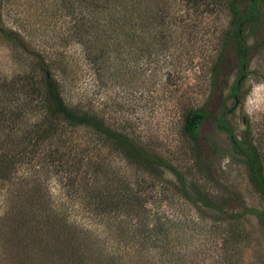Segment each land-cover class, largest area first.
I'll list each match as a JSON object with an SVG mask.
<instances>
[{"label": "trees", "instance_id": "1", "mask_svg": "<svg viewBox=\"0 0 264 264\" xmlns=\"http://www.w3.org/2000/svg\"><path fill=\"white\" fill-rule=\"evenodd\" d=\"M49 1L56 21L58 16L65 19L72 15L73 25L65 32H69L73 41L86 52L92 48L93 62L101 69L103 65L104 69H109L124 50L129 49L131 54L140 40L146 41L147 47L161 41L164 44L173 42V32L182 22L176 13H169L165 4L154 9V0ZM183 1L195 6L193 13L197 15L223 11L231 16L230 25L222 29L216 52L205 63L209 68V95L212 98L220 92L228 57L236 56L240 68L231 92L235 102L231 107H223L216 121L229 133L235 152L247 163L250 179L264 199V131L261 129L258 139L252 124L247 122L245 131L238 135L230 118L241 98L243 82L252 71L254 47L247 42L245 28L249 24H261L263 0ZM20 4L22 0H0V42L16 50L19 60L25 61L10 72L0 69V194L3 189L6 191L18 165L41 154L42 170L61 173L73 171L75 166L80 174L87 160L96 158L99 149L110 145L123 148L129 161L136 163L143 172L148 170L153 183L161 185L170 179L171 186H157L155 199H152L154 196L148 199L141 196V186L138 190L137 186L109 188L108 195H104V205L99 206L105 208L104 213H110L105 221L108 235L104 239L74 220L69 206L49 203L48 193L36 190V194L27 193L26 198H19L6 192L1 202L4 213L0 216V259L3 254L14 257H6L3 264H137L140 256L145 264L151 256H159L156 261L162 263L177 244L181 248L193 245L195 250L192 251L198 253V238L193 232L191 237H186V231L180 232L181 228L186 230L181 220L169 218L161 209L154 211L157 206L161 207V198L203 208L204 213L211 214L208 218L217 221L210 225V231H221L227 239L228 228L223 225H230L229 222L233 223L240 214L226 209L225 198H211L180 166L161 154L148 151L136 139L133 126H116L111 116L101 109L68 101L65 95L71 84L69 63L60 53L50 54L44 48L32 46L23 34V26H11L6 20L8 14L18 15ZM185 24L189 26L190 22ZM191 27L192 34L194 28ZM185 29L188 28H183L182 32L186 33ZM211 115L205 107L189 110L184 118L186 133L196 140L201 124ZM20 130L21 140L25 142L17 141L8 146L12 134ZM56 137L61 138L54 146ZM200 150L203 153L202 147ZM67 154H72L71 158ZM77 183L80 185V178ZM73 187V195L79 196V186ZM151 199L155 207L145 208ZM41 202L49 208V219L39 216V212L46 210ZM121 215L125 218L121 219ZM10 244L15 246L9 252ZM22 245L23 253L14 252Z\"/></svg>", "mask_w": 264, "mask_h": 264}, {"label": "rangeland", "instance_id": "2", "mask_svg": "<svg viewBox=\"0 0 264 264\" xmlns=\"http://www.w3.org/2000/svg\"><path fill=\"white\" fill-rule=\"evenodd\" d=\"M154 1V9L165 4L170 14L176 13L179 21L182 20L173 32L175 39L157 45L152 40L150 47L140 40L131 54L126 49L112 65L110 61L109 69L94 64L92 48L86 52L73 41L69 32H65L73 25L72 15L65 19L58 16L56 21L49 9V0H22L17 7L18 15L8 14L6 20L11 26H23V34L32 46L44 48L50 54L60 53L69 63L71 84L65 95L68 101L101 109L111 116L116 126H133L136 139L148 151L161 154L180 166L211 198H225L226 209L240 214L233 223L229 222L230 225H223L228 228L229 237L226 239L221 231H210V225L217 221L208 218L211 214L204 213L199 206L161 198V207L154 208L156 203L152 199L157 198L156 187L171 186L170 179L161 185L153 183L148 170L143 172L136 163L129 161L123 148L111 145L103 146L96 158L87 160L80 174L79 170L75 171V166L73 171L48 173V170H42V154L31 160L27 158L30 161L18 165L6 191L3 189L0 194V216L4 213L1 202L6 192L23 198L38 190L49 194L46 198L52 205L69 206L74 220L104 239L108 235L105 221L110 215L104 213L105 208L99 207L104 205V195L116 186H137V190L141 186V196L147 199L154 196L145 208L161 209L169 218L181 220L186 230L181 228L180 232L186 231V237H191L193 232L198 238L199 249L196 253L192 251L195 250L193 245L181 248L177 244L162 263L156 261L159 256H151L148 264H264V199L250 179L247 163L235 152L229 133L216 121L222 108L231 107L235 102L231 92L239 77L238 60L236 56L228 57L221 90L212 98L208 87L209 68L205 65L216 52L222 29L230 25L231 16L223 11L197 15L193 13L196 7L183 0ZM262 8L264 12V0ZM185 22L190 25L185 26ZM191 25L194 28L192 34ZM183 28H188L184 30L186 33L182 32ZM245 37L254 47L252 71L243 82L241 98L230 118L238 135L250 122L259 139L261 129L264 131V15L260 25L249 24L245 28ZM24 62L23 58L19 60L16 50L0 42V69L10 72ZM199 107H205L212 115L201 124L195 140L184 129V118L189 110ZM21 127L24 128L23 124ZM21 135V130L12 134L8 146L17 141L23 144ZM60 138L54 139V146L59 144ZM262 146L264 152V144ZM68 156L71 158L72 154ZM79 178L80 185L77 183ZM73 186H79V196L73 195ZM43 204L46 210L39 212V216L49 219V208L45 202L40 203ZM123 218L125 216L121 215ZM10 246L9 252L15 245ZM23 248V245L19 246L14 252L23 253ZM12 255L3 254L0 264L6 257L13 259ZM128 259L131 258L128 256ZM136 261L137 264L146 263L142 262L145 261L142 256L139 263L138 258Z\"/></svg>", "mask_w": 264, "mask_h": 264}, {"label": "water", "instance_id": "3", "mask_svg": "<svg viewBox=\"0 0 264 264\" xmlns=\"http://www.w3.org/2000/svg\"><path fill=\"white\" fill-rule=\"evenodd\" d=\"M238 104V103H237Z\"/></svg>", "mask_w": 264, "mask_h": 264}]
</instances>
